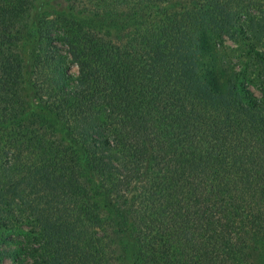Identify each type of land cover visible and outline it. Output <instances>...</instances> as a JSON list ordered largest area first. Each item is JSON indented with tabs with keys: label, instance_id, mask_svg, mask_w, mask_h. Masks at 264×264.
Here are the masks:
<instances>
[{
	"label": "trees",
	"instance_id": "trees-1",
	"mask_svg": "<svg viewBox=\"0 0 264 264\" xmlns=\"http://www.w3.org/2000/svg\"><path fill=\"white\" fill-rule=\"evenodd\" d=\"M0 264H264V0H0Z\"/></svg>",
	"mask_w": 264,
	"mask_h": 264
}]
</instances>
